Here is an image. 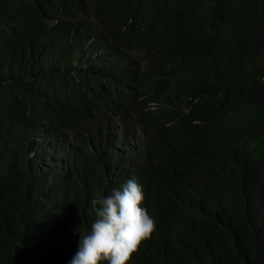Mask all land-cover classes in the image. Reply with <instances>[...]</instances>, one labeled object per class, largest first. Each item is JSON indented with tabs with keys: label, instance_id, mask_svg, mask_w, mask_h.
<instances>
[{
	"label": "trees",
	"instance_id": "1",
	"mask_svg": "<svg viewBox=\"0 0 264 264\" xmlns=\"http://www.w3.org/2000/svg\"><path fill=\"white\" fill-rule=\"evenodd\" d=\"M133 177L127 264H264V0H0V264H69Z\"/></svg>",
	"mask_w": 264,
	"mask_h": 264
},
{
	"label": "clouds",
	"instance_id": "2",
	"mask_svg": "<svg viewBox=\"0 0 264 264\" xmlns=\"http://www.w3.org/2000/svg\"><path fill=\"white\" fill-rule=\"evenodd\" d=\"M144 193L135 177L121 189L94 203L95 220L81 232L78 251L69 264H127L140 244L155 231V222L142 207ZM97 204L99 206H97Z\"/></svg>",
	"mask_w": 264,
	"mask_h": 264
}]
</instances>
